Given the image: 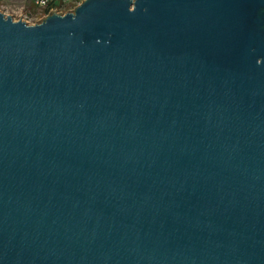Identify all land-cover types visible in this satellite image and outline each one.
<instances>
[{"label": "water", "instance_id": "obj_1", "mask_svg": "<svg viewBox=\"0 0 264 264\" xmlns=\"http://www.w3.org/2000/svg\"><path fill=\"white\" fill-rule=\"evenodd\" d=\"M19 20L0 13V264H264V0Z\"/></svg>", "mask_w": 264, "mask_h": 264}, {"label": "built area", "instance_id": "obj_2", "mask_svg": "<svg viewBox=\"0 0 264 264\" xmlns=\"http://www.w3.org/2000/svg\"><path fill=\"white\" fill-rule=\"evenodd\" d=\"M81 1L82 0H29V7L31 9L29 7L28 9L21 7L20 10L15 11V14H6L4 12L5 7L1 5L0 0V13L4 16H9L12 21H18L20 16L19 21L26 25H33L35 22L47 17L50 11L62 15L65 12L72 11Z\"/></svg>", "mask_w": 264, "mask_h": 264}, {"label": "rangeland", "instance_id": "obj_3", "mask_svg": "<svg viewBox=\"0 0 264 264\" xmlns=\"http://www.w3.org/2000/svg\"><path fill=\"white\" fill-rule=\"evenodd\" d=\"M1 5L5 7L4 12L6 14H15V11L20 10L21 7H25L28 9L29 1L28 0H1ZM29 22L32 23L31 21Z\"/></svg>", "mask_w": 264, "mask_h": 264}, {"label": "crops", "instance_id": "obj_4", "mask_svg": "<svg viewBox=\"0 0 264 264\" xmlns=\"http://www.w3.org/2000/svg\"><path fill=\"white\" fill-rule=\"evenodd\" d=\"M29 1V0H28ZM29 5H30V2H29Z\"/></svg>", "mask_w": 264, "mask_h": 264}]
</instances>
